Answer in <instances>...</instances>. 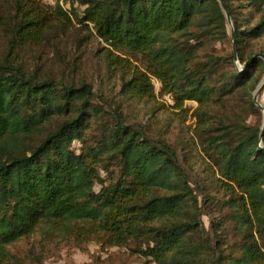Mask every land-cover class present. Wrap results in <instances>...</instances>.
<instances>
[{
	"label": "trees",
	"instance_id": "obj_1",
	"mask_svg": "<svg viewBox=\"0 0 264 264\" xmlns=\"http://www.w3.org/2000/svg\"><path fill=\"white\" fill-rule=\"evenodd\" d=\"M221 1L234 32L236 58L233 51L226 58L231 68L221 74L219 88L211 85L210 76L191 69L206 42L229 38L216 0H79L84 7L80 14L71 9L69 16L57 5L51 15L68 23L76 20L107 44L103 59L121 73L123 96L151 100L146 73L127 66L118 55L127 49L146 55L154 76L164 78L173 109L182 111L186 101L198 104V134L209 135L206 146L220 163L228 194L225 208L234 222L233 243L223 249L217 242L211 245L201 210L195 203L188 206L196 199L169 144L149 140L126 125L120 110L108 117L93 106L90 84H62L28 74L9 54L0 60V258L6 246L45 223L52 232L110 247L134 242L156 264H264L260 125H237L236 141L230 145L227 134L213 135L207 112L218 96L242 92L247 107L260 115L248 95L261 82L262 75L254 79L253 73L263 62L257 59L241 71L234 62L244 65L253 56L249 52L246 57L250 46L264 35V0ZM11 4L15 38L31 40L46 23L41 6L34 0ZM223 60L209 56L212 75ZM93 124L98 127L94 146L85 138ZM74 141L82 145L79 154L71 148ZM106 164H114L118 176L108 185L98 173L101 165L107 170Z\"/></svg>",
	"mask_w": 264,
	"mask_h": 264
},
{
	"label": "rangeland",
	"instance_id": "obj_2",
	"mask_svg": "<svg viewBox=\"0 0 264 264\" xmlns=\"http://www.w3.org/2000/svg\"><path fill=\"white\" fill-rule=\"evenodd\" d=\"M39 5L46 23L41 25L38 34L31 40H19L14 34L17 21L14 20V13H11V0L0 2V60L10 54L12 62L28 74L35 72L43 78L51 77L57 83L75 86L86 82L91 85L94 94L91 100L93 106L103 108L108 117L112 110H120L126 125L140 129L149 140L169 144L177 154L196 199V202L190 201L188 206L195 203L201 210L200 220L209 234L211 245L217 242L223 249L228 243L232 244L234 222L225 208L228 194L222 187L224 178L218 158L211 154L205 143L209 135L198 134L197 119L194 117L198 104L186 101L182 111L173 109L174 102L164 87V78L154 76L153 65L146 55L127 49H121L118 55L127 62V66H136L146 73L151 100L137 101L123 96L120 94L121 73L108 66L103 59L109 48L107 44L97 38L92 30L82 28L76 20L72 23L57 20L51 15L57 6ZM60 8L69 16L71 9L78 10L79 14L84 9L79 0H63V7ZM231 26L228 24L229 38L218 43L206 42L191 66L198 76L204 73L210 76L211 85L217 88L220 87L221 74L231 68L230 61L226 59L233 51ZM249 52L251 55L264 52V35L250 46L246 57ZM209 56L225 59L216 75H212L207 66ZM262 62L263 67L253 73L254 79L260 74L261 80L264 77ZM234 66L239 71L243 70V65L237 61ZM255 90L248 95V100L250 98L252 102ZM217 99L207 110L213 135L227 134V142L231 145L237 138V125L244 123L262 128V112L254 103L260 115L247 107V98L242 92L221 95ZM258 100L264 106V93ZM96 135L98 127L93 124L85 134L89 145L94 146L93 138ZM38 137L34 138L35 142L39 141ZM71 148L79 154L82 145L74 141ZM103 166L99 167L98 173L102 184L108 185L118 177L116 167L106 164L107 170L104 171ZM99 189L100 185L96 184L94 191L98 192ZM141 248L134 242L122 247H110L96 240L52 232L48 224L42 223L33 234L6 246L0 264H156L142 253L144 248Z\"/></svg>",
	"mask_w": 264,
	"mask_h": 264
},
{
	"label": "water",
	"instance_id": "obj_3",
	"mask_svg": "<svg viewBox=\"0 0 264 264\" xmlns=\"http://www.w3.org/2000/svg\"><path fill=\"white\" fill-rule=\"evenodd\" d=\"M219 5L220 8L222 10V12L225 15V18L228 22V24L231 26V22H230V18H229V14L223 4V2L221 0H216ZM231 39H232V45H233V54H234V58H236V49H235V45H234V32L233 30H231ZM257 59H261L264 61V54L258 53V54H254L243 66L242 69H244L249 63L256 61ZM264 93V77L261 80V82L259 83V85L257 86L254 95H253V103L255 104V106L262 112L263 114V124H262V128H261V133H260V144L259 147L260 149L264 150V146L262 145V137L264 134V106L261 105V103L259 102V97Z\"/></svg>",
	"mask_w": 264,
	"mask_h": 264
},
{
	"label": "built area",
	"instance_id": "obj_4",
	"mask_svg": "<svg viewBox=\"0 0 264 264\" xmlns=\"http://www.w3.org/2000/svg\"><path fill=\"white\" fill-rule=\"evenodd\" d=\"M39 4L47 6H57L63 7V0H34Z\"/></svg>",
	"mask_w": 264,
	"mask_h": 264
}]
</instances>
